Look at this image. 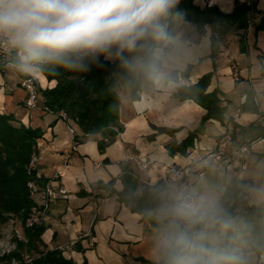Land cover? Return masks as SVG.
<instances>
[{
	"label": "crops",
	"instance_id": "obj_1",
	"mask_svg": "<svg viewBox=\"0 0 264 264\" xmlns=\"http://www.w3.org/2000/svg\"><path fill=\"white\" fill-rule=\"evenodd\" d=\"M237 1L249 2L194 0V3L201 8L217 6L230 13ZM255 1L257 9L264 14V0ZM257 17H253V26L246 31L233 30L227 34L214 60L209 26L205 34H200L195 24L174 16L170 37L154 48L155 56L162 62L163 76L157 74L153 85H144L138 100H132L129 89L118 85L121 97L118 125L122 131L103 151L98 146L104 138L102 133L80 137L74 150L69 123L44 110L41 95L35 107L26 105L28 92L22 85L25 79L33 78L39 90L54 87L56 81H49L39 67L26 73L19 65L7 63L6 56L0 58V112L14 115L26 126L43 130L38 140L36 167L40 187L50 182L57 192L66 190L65 195L57 193L51 199L42 220V250H60L63 257L76 264L162 261L158 259L157 241L167 220L162 222L158 216L144 218L97 185L115 179L114 188L121 191V165L124 164L135 172L140 187L162 184V197L171 202L172 191L164 182L165 166L170 163L185 166L200 159L216 146L225 130V124L216 120L202 122L206 110L201 105L193 100L181 102L174 95L177 87L196 83L210 72L214 74L209 90L219 91L222 106L227 110L226 121L235 125V141L251 143L252 154L244 172L235 165L222 172L209 168L195 176L193 190L214 197L224 211L221 201L224 190L233 179L246 180L250 189L246 202L238 203V213L247 205L264 201V30L255 34ZM241 35L245 39L244 52L240 48ZM106 59L114 62L116 55ZM128 67L137 76L144 73L140 56L130 59ZM186 70L188 73L184 75ZM173 71H177L178 79L167 82L166 76ZM160 127L175 131L159 133L156 128ZM193 132L196 133L194 145L185 155L168 152L170 144L182 142ZM144 162L149 163L147 168L142 167ZM33 197L39 203L38 197ZM24 227L22 223L23 231ZM253 238L252 233H246L236 236L228 246L222 237H215L211 243L238 257L244 252L240 264H262L264 253L258 255L252 249Z\"/></svg>",
	"mask_w": 264,
	"mask_h": 264
},
{
	"label": "trees",
	"instance_id": "obj_2",
	"mask_svg": "<svg viewBox=\"0 0 264 264\" xmlns=\"http://www.w3.org/2000/svg\"><path fill=\"white\" fill-rule=\"evenodd\" d=\"M256 15L258 17L255 34H258L264 30V14L257 9L256 1H237L233 11L225 13L217 6L201 8L194 3V0H179L159 21L163 36L159 38L148 36L139 41L134 50H124L119 55L114 48L112 50V54L116 55L114 62L101 55L98 61L91 59L85 61L88 65L87 71L67 70L50 65L40 66V70L49 81H56L54 87L39 90V96L43 97L44 110L55 114L58 118L64 116L65 120L76 128L77 141L82 136L102 133L104 138L98 142V146L103 151L122 131V127L118 125L121 105L118 85L126 86L130 91L131 99L138 100L143 86L154 84L157 74L149 69L154 66L160 70L162 67L161 60L154 54V48L170 37L174 16L182 22L195 24L200 34H205L206 26H209L211 57L215 60L224 37L233 30L246 31L249 19ZM239 42L241 51L244 52L243 35L240 36ZM19 56L18 49L12 47L11 52L6 55L7 63L19 65ZM136 56L141 57L144 69L142 76L129 71L128 61ZM187 73V70L183 72L184 75ZM213 74V72L207 73L196 83L177 87L174 95L181 102L193 100L201 105L206 110L202 122L216 120L226 124L227 110L222 106L219 91L209 90ZM262 75L264 76V66ZM177 79V71L166 76L167 82ZM156 129L159 133L175 131L165 127ZM43 134L40 128L26 126L14 115L0 112V223H5L10 217L15 216L25 224L32 209L37 205L28 183L34 182L39 188L41 186L36 176V169H30V162L38 153V140ZM262 134L264 136V128ZM195 137L196 133L193 132L182 142L170 144L168 152L171 155L177 152L185 155L194 145ZM121 166L123 170L120 176L123 184L121 191L114 188L115 179L108 183H98V188L108 191L110 195H116L120 203L128 204L133 212L143 215L144 218L159 216L160 209L170 203L167 198L162 197L164 186L157 184L140 187L135 172L124 164ZM249 189L248 181L233 179L224 190L221 195V201L225 205L223 213L230 219L232 227L228 231H222L218 227L210 229L206 241L209 247H213L211 240L215 237H222L225 245L228 246L236 236L252 233L254 236L252 249L258 255L264 253V201L247 205L241 213L237 211L240 200L246 202ZM43 231L44 227L41 224L24 227L27 242H18L17 248L4 255L1 260L7 264H11L13 259L16 264H76L63 257L60 250H42ZM24 254H28V259ZM150 264H162V261Z\"/></svg>",
	"mask_w": 264,
	"mask_h": 264
},
{
	"label": "clouds",
	"instance_id": "obj_3",
	"mask_svg": "<svg viewBox=\"0 0 264 264\" xmlns=\"http://www.w3.org/2000/svg\"><path fill=\"white\" fill-rule=\"evenodd\" d=\"M178 0H0V37L19 51V67L31 73L50 65L87 71L98 61L132 51L148 36L161 37L159 21ZM150 71L163 76L154 66ZM167 223L157 241L162 264H240L227 249L209 247V230L232 227L214 197L183 190L160 209Z\"/></svg>",
	"mask_w": 264,
	"mask_h": 264
},
{
	"label": "built area",
	"instance_id": "obj_4",
	"mask_svg": "<svg viewBox=\"0 0 264 264\" xmlns=\"http://www.w3.org/2000/svg\"><path fill=\"white\" fill-rule=\"evenodd\" d=\"M255 0H249L254 2ZM253 26V18L248 21V27ZM12 50V47L7 42V39L0 37V56L5 57ZM11 66H15L14 63H9ZM235 77L238 78V72H235ZM22 85L28 92V98L26 105L30 108L35 107L39 96V89L33 78H27L23 81ZM65 120V117L62 116ZM68 129L73 136V149L76 150L79 143L76 140L77 130L73 125L68 124ZM235 125L234 123L227 122L225 124V130L219 137L216 146L206 152L200 159L193 161L185 166H179L177 164L170 163L165 166L164 182L174 194L183 190H193L194 178L197 175H202L205 170L214 168L215 170L222 172L227 168L236 166L239 171L244 172L247 167L252 154V144L249 142H236L234 139ZM38 156H33L30 162V169L35 170L37 167ZM147 162H144L142 167H148ZM59 175H62L59 173ZM31 194L36 195L39 199V203L32 209L28 216L25 226L33 227L42 223L44 216L50 208V201L57 193L65 195L66 190L60 189L58 192L54 189L50 182L46 183L44 187H38L34 182L28 183ZM251 194V193H250ZM240 260H244V252L240 253ZM264 264V261H262Z\"/></svg>",
	"mask_w": 264,
	"mask_h": 264
},
{
	"label": "rangeland",
	"instance_id": "obj_5",
	"mask_svg": "<svg viewBox=\"0 0 264 264\" xmlns=\"http://www.w3.org/2000/svg\"><path fill=\"white\" fill-rule=\"evenodd\" d=\"M129 70L131 71L130 68ZM121 89L128 88L121 85ZM20 241L27 242V238L22 229V220L20 218L12 216L7 222L0 223V264H7V262H3L1 258L14 251ZM24 255L28 259V254ZM11 264H16V261L13 259Z\"/></svg>",
	"mask_w": 264,
	"mask_h": 264
}]
</instances>
